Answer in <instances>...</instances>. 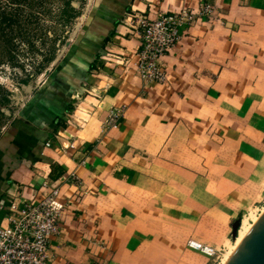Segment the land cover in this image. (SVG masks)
<instances>
[{"label": "crops", "instance_id": "crops-1", "mask_svg": "<svg viewBox=\"0 0 264 264\" xmlns=\"http://www.w3.org/2000/svg\"><path fill=\"white\" fill-rule=\"evenodd\" d=\"M206 1L163 84L138 76L131 14L200 0L86 3L53 73L2 96L0 224L58 187L51 264H211L189 241L219 249L264 201V0Z\"/></svg>", "mask_w": 264, "mask_h": 264}, {"label": "built area", "instance_id": "built-area-1", "mask_svg": "<svg viewBox=\"0 0 264 264\" xmlns=\"http://www.w3.org/2000/svg\"><path fill=\"white\" fill-rule=\"evenodd\" d=\"M212 10V4L200 0L198 12L184 7L163 13L155 20L145 14H131L130 27L141 40L137 71L143 84L159 85L166 81L164 57L181 41L183 31L201 20H211ZM44 188L41 201L29 202L23 208L12 205L7 211L4 223L0 224V264H51V240L59 233L64 210L54 204L59 188L47 184ZM189 247L212 261L218 254V249L196 240H190Z\"/></svg>", "mask_w": 264, "mask_h": 264}, {"label": "rangeland", "instance_id": "rangeland-1", "mask_svg": "<svg viewBox=\"0 0 264 264\" xmlns=\"http://www.w3.org/2000/svg\"><path fill=\"white\" fill-rule=\"evenodd\" d=\"M86 3L90 8L93 0H0V98L9 91L19 92L23 84L35 81L41 86L53 73L56 61L81 28ZM8 127L5 121L0 130ZM263 211L264 201L250 208L239 229L243 222L254 225ZM233 247L234 239L224 242L211 264H221Z\"/></svg>", "mask_w": 264, "mask_h": 264}, {"label": "water", "instance_id": "water-1", "mask_svg": "<svg viewBox=\"0 0 264 264\" xmlns=\"http://www.w3.org/2000/svg\"><path fill=\"white\" fill-rule=\"evenodd\" d=\"M35 86V81L23 85L22 93L17 92L18 104L31 96ZM241 221L233 226V239L237 237ZM227 264H264V214Z\"/></svg>", "mask_w": 264, "mask_h": 264}, {"label": "bare ground", "instance_id": "bare-ground-1", "mask_svg": "<svg viewBox=\"0 0 264 264\" xmlns=\"http://www.w3.org/2000/svg\"><path fill=\"white\" fill-rule=\"evenodd\" d=\"M263 214H264V211L262 213V216ZM261 217L256 218L254 225H251V226H248L246 222H243L241 228L238 231L236 239H234L233 249L230 251L228 257L225 258L223 262H221V264H227L229 262L231 257L234 255V253L237 251V249L240 247L243 241L247 238V236L250 234V232L252 231V229L254 228V226L257 224V222L260 220Z\"/></svg>", "mask_w": 264, "mask_h": 264}, {"label": "trees", "instance_id": "trees-1", "mask_svg": "<svg viewBox=\"0 0 264 264\" xmlns=\"http://www.w3.org/2000/svg\"><path fill=\"white\" fill-rule=\"evenodd\" d=\"M1 100H2V98H0V103H1Z\"/></svg>", "mask_w": 264, "mask_h": 264}]
</instances>
